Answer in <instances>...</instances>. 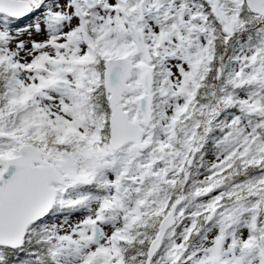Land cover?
<instances>
[{
    "label": "snow or ice",
    "instance_id": "6c2138e0",
    "mask_svg": "<svg viewBox=\"0 0 264 264\" xmlns=\"http://www.w3.org/2000/svg\"><path fill=\"white\" fill-rule=\"evenodd\" d=\"M0 264H264V0H0Z\"/></svg>",
    "mask_w": 264,
    "mask_h": 264
}]
</instances>
